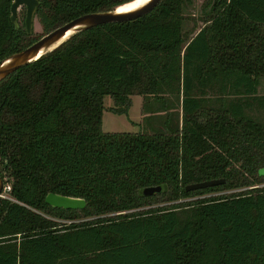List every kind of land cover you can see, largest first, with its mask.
Returning <instances> with one entry per match:
<instances>
[{
    "label": "trees",
    "instance_id": "16d2710c",
    "mask_svg": "<svg viewBox=\"0 0 264 264\" xmlns=\"http://www.w3.org/2000/svg\"><path fill=\"white\" fill-rule=\"evenodd\" d=\"M132 1L38 0L26 34L24 6L11 23L0 0V59ZM188 2L76 32L0 79V264H264V0H211L193 30ZM134 94L143 129L103 131V96L126 114Z\"/></svg>",
    "mask_w": 264,
    "mask_h": 264
},
{
    "label": "water",
    "instance_id": "95a60500",
    "mask_svg": "<svg viewBox=\"0 0 264 264\" xmlns=\"http://www.w3.org/2000/svg\"><path fill=\"white\" fill-rule=\"evenodd\" d=\"M159 0H146L141 5L129 10H117L115 6L112 9L90 11L79 14L53 29L43 33L37 39L33 40L23 48L13 51L0 59V79L11 73L16 68L25 65L40 55L50 51L70 35L95 26L100 23L124 21L140 16L148 12ZM125 3V2H124ZM38 0H11L9 5V20L11 23L16 21V12L18 7L24 6L23 26L26 34L32 31L34 10ZM264 174V166L259 169ZM222 177L209 178L200 181L190 182L184 186L185 190L205 187L223 182ZM4 188L3 179L0 176V201L3 197L1 191ZM160 190L159 185H149L142 188L143 194H151ZM45 202L53 207L62 208H81L84 206V198L79 196L62 195L54 192H47L44 196Z\"/></svg>",
    "mask_w": 264,
    "mask_h": 264
},
{
    "label": "rangeland",
    "instance_id": "374dc122",
    "mask_svg": "<svg viewBox=\"0 0 264 264\" xmlns=\"http://www.w3.org/2000/svg\"><path fill=\"white\" fill-rule=\"evenodd\" d=\"M210 1L211 0H209L208 2H206V0H189L188 5H186L184 9L185 12L184 13L185 18L183 22L184 29L189 30L192 28L191 30H193L194 28L202 24L201 22V16H203L202 12L203 10H208ZM20 7H18L16 12V17L18 18H19ZM40 29H41L40 25L36 17H34L31 34L40 32ZM257 93H264V75L259 77ZM130 99L131 100L129 107L127 109V113L124 114V113H115L112 110L114 104L111 98L108 95L103 96V109L101 113V128L103 131H136L139 129H143V126L140 124L142 122V118H141L142 113L140 107L141 95H137V94L131 95ZM250 113L254 117H257L259 119L264 118V110L254 109ZM263 184L264 181L259 183L258 185H263ZM5 190L6 189H3L1 191V194L3 196H6ZM215 192L216 193L213 194L220 193V191H215ZM195 197L197 196L186 197V198L178 199L176 201L194 199Z\"/></svg>",
    "mask_w": 264,
    "mask_h": 264
},
{
    "label": "bare ground",
    "instance_id": "6f19581e",
    "mask_svg": "<svg viewBox=\"0 0 264 264\" xmlns=\"http://www.w3.org/2000/svg\"><path fill=\"white\" fill-rule=\"evenodd\" d=\"M146 0H134L132 2L126 3L124 5H121L119 7H117V10L123 11V10H129V9H133L139 5H141L142 3H144Z\"/></svg>",
    "mask_w": 264,
    "mask_h": 264
},
{
    "label": "built area",
    "instance_id": "2783aa9c",
    "mask_svg": "<svg viewBox=\"0 0 264 264\" xmlns=\"http://www.w3.org/2000/svg\"><path fill=\"white\" fill-rule=\"evenodd\" d=\"M8 188H9L8 184H5L3 189H6V190H7ZM1 195H2V194H1ZM2 196H3V195H2Z\"/></svg>",
    "mask_w": 264,
    "mask_h": 264
}]
</instances>
